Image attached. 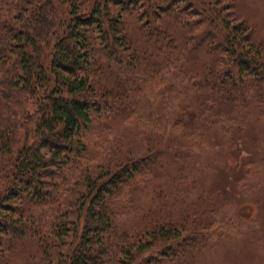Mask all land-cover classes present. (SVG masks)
Returning <instances> with one entry per match:
<instances>
[{"label":"trees","instance_id":"obj_1","mask_svg":"<svg viewBox=\"0 0 264 264\" xmlns=\"http://www.w3.org/2000/svg\"><path fill=\"white\" fill-rule=\"evenodd\" d=\"M249 1L0 0V264H190L237 234L191 165L206 135L264 140ZM122 135L145 153L116 160Z\"/></svg>","mask_w":264,"mask_h":264},{"label":"rangeland","instance_id":"obj_2","mask_svg":"<svg viewBox=\"0 0 264 264\" xmlns=\"http://www.w3.org/2000/svg\"><path fill=\"white\" fill-rule=\"evenodd\" d=\"M246 8L244 13H248L247 17L256 27L257 42H264V0H250ZM186 104L180 103L173 112L171 124L177 120L180 112L186 113L185 124L192 122L190 119L194 117L191 111H186ZM122 136L123 151L116 160H124L127 152L132 157L145 153V143V147L139 145L140 149H137L134 141L130 142L127 136ZM173 142L175 146L182 145L176 138H173ZM196 152L197 156L191 166L195 169L193 176L198 178V191L205 187L224 197L231 198L236 195L232 224L237 234L221 239L203 257H196L190 264H264V253L258 246V240L264 234V186L256 192L242 195L233 188L231 180L234 179V174L238 172L245 156L264 152V140L253 132L220 134L218 137L206 135ZM101 166L109 167V160ZM226 179H229L232 185L229 182L227 184Z\"/></svg>","mask_w":264,"mask_h":264}]
</instances>
